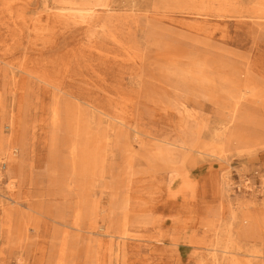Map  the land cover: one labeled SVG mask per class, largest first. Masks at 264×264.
<instances>
[{
    "label": "rangeland",
    "instance_id": "1",
    "mask_svg": "<svg viewBox=\"0 0 264 264\" xmlns=\"http://www.w3.org/2000/svg\"><path fill=\"white\" fill-rule=\"evenodd\" d=\"M248 222L264 0L0 3V264H264Z\"/></svg>",
    "mask_w": 264,
    "mask_h": 264
},
{
    "label": "bare ground",
    "instance_id": "2",
    "mask_svg": "<svg viewBox=\"0 0 264 264\" xmlns=\"http://www.w3.org/2000/svg\"><path fill=\"white\" fill-rule=\"evenodd\" d=\"M8 1H10V0H0V3H5L6 4V3H8ZM17 151H18V149L14 148V149H12V150H10V151H8V152L3 154V158L5 160L3 165H5L6 168H7L8 164L10 163V160H11L12 156ZM11 186L13 188L15 186V182L12 183ZM13 203H11V204H13ZM11 204H8V205H11ZM14 204H16L17 206L20 205L18 202L17 203L15 202ZM3 208L4 209L2 211V214H5L8 211H11V210H9L10 207H3ZM150 220H151V222H149V223H152L155 226V228L157 229V231H158L156 242H159L162 237H161L160 232L158 230L159 228H158L157 222H156L155 219L154 220L150 219ZM251 225H252V223H249V222L246 224L245 228H247V230L245 231V234H244L245 240L252 241V242H259V243L262 244L264 242V240H258V238H256V236L254 235L253 231H251ZM173 238H174V241L176 242V244H178L177 238H175V237H173ZM1 239H2V236H0V241H1ZM7 239L10 240V236H7ZM261 250L263 251V253L261 254V256H257L256 258L264 260V245H263ZM224 253H225V258L229 259L231 262H242V260L240 259L241 254L235 253L233 251V249H231L230 247L226 248Z\"/></svg>",
    "mask_w": 264,
    "mask_h": 264
}]
</instances>
